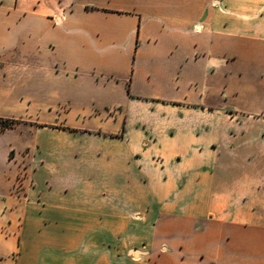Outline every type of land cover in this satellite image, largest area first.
I'll use <instances>...</instances> for the list:
<instances>
[{"label": "crops", "instance_id": "obj_1", "mask_svg": "<svg viewBox=\"0 0 264 264\" xmlns=\"http://www.w3.org/2000/svg\"><path fill=\"white\" fill-rule=\"evenodd\" d=\"M0 120V264H264V0H0ZM66 130L142 191L45 190Z\"/></svg>", "mask_w": 264, "mask_h": 264}, {"label": "rangeland", "instance_id": "obj_2", "mask_svg": "<svg viewBox=\"0 0 264 264\" xmlns=\"http://www.w3.org/2000/svg\"><path fill=\"white\" fill-rule=\"evenodd\" d=\"M81 134L82 132L66 130L60 136L46 132L40 137V142L47 147L44 152L35 154L36 160L41 159L45 167L50 166V169L44 170L42 174L43 180L47 182L43 185L46 188L45 190L52 191L50 186L54 185L55 188L53 189L57 191V188L61 190L63 186L64 191L70 198L84 194L100 195L117 191L127 193L142 191V187L139 185L122 182L120 172H111L112 168L106 164L108 156L111 155L110 151H107L99 143L90 145L89 141ZM106 155L108 156L106 157ZM18 167L15 184L19 191L24 189L23 183L28 177V171L27 166L20 160ZM66 204L68 207L74 206L73 200L66 201ZM141 205V202H136L130 207L136 210L140 209ZM90 217L92 221L96 219ZM74 218L75 222L79 219L67 215V223L74 222ZM87 220H90V218L87 217ZM98 222L102 223L104 221L99 219Z\"/></svg>", "mask_w": 264, "mask_h": 264}, {"label": "trees", "instance_id": "obj_3", "mask_svg": "<svg viewBox=\"0 0 264 264\" xmlns=\"http://www.w3.org/2000/svg\"><path fill=\"white\" fill-rule=\"evenodd\" d=\"M15 123H16L15 121H11V120H0V131L11 127Z\"/></svg>", "mask_w": 264, "mask_h": 264}, {"label": "built area", "instance_id": "obj_4", "mask_svg": "<svg viewBox=\"0 0 264 264\" xmlns=\"http://www.w3.org/2000/svg\"><path fill=\"white\" fill-rule=\"evenodd\" d=\"M18 186V185H17ZM22 187V186H21Z\"/></svg>", "mask_w": 264, "mask_h": 264}]
</instances>
